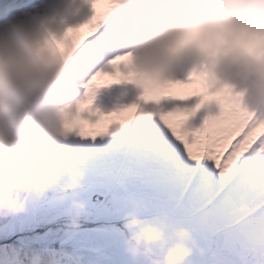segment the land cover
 <instances>
[{
    "label": "clouds",
    "instance_id": "1",
    "mask_svg": "<svg viewBox=\"0 0 264 264\" xmlns=\"http://www.w3.org/2000/svg\"><path fill=\"white\" fill-rule=\"evenodd\" d=\"M85 5L84 19L52 27L56 15L64 23ZM93 11L109 13V32L130 79L161 91H236L264 114V0H59L51 17L14 13L0 21V215L23 212L30 193L58 187L74 213L70 228L79 227L85 145L66 135L60 109L84 76L86 50L73 52L88 33L71 26ZM49 32L57 38L38 46ZM189 76L191 84L179 83ZM257 129L264 134V124L250 131ZM121 220L124 250L134 261L188 264L195 240L187 228H169L135 208Z\"/></svg>",
    "mask_w": 264,
    "mask_h": 264
},
{
    "label": "snow or ice",
    "instance_id": "2",
    "mask_svg": "<svg viewBox=\"0 0 264 264\" xmlns=\"http://www.w3.org/2000/svg\"><path fill=\"white\" fill-rule=\"evenodd\" d=\"M109 24V13L93 11L71 26H88L87 39L73 52L86 50L79 91L60 109L66 135L85 145L86 176L76 195L95 201L117 238H124L117 226L124 212L135 208L191 232L188 264H264V134L250 131L264 124V114L236 91L191 89L181 99L130 79ZM57 36L49 32L37 44L48 46ZM105 76L112 79L99 83ZM192 82V76L179 81ZM116 85L140 91L130 103L100 107L101 90ZM211 104L219 112L191 127L190 119ZM233 128L243 132L235 142L228 140Z\"/></svg>",
    "mask_w": 264,
    "mask_h": 264
},
{
    "label": "rangeland",
    "instance_id": "3",
    "mask_svg": "<svg viewBox=\"0 0 264 264\" xmlns=\"http://www.w3.org/2000/svg\"><path fill=\"white\" fill-rule=\"evenodd\" d=\"M87 15L88 8L85 5L78 13L68 14L64 23L56 15L52 25L62 29L65 24L77 23ZM78 31L81 34L88 33V26ZM111 79L105 76L98 79V82L103 84ZM139 91L134 85H116L103 89L98 95L97 104L110 109L121 103H130L136 99ZM174 94L184 99L191 94V89L182 86ZM218 112L219 107L211 104L207 115ZM205 114L203 109L199 110L190 119L189 125L199 126L207 116ZM260 131L257 129L252 135L258 137ZM234 133L236 139L243 134L239 128H233L228 134V140H232ZM48 190L40 195L30 193L25 211L13 214L10 221L4 220L3 225H0V264H142L125 252L124 238H117L109 231L110 221H97L108 219L93 207L94 200L89 201L87 197L77 195V199L84 202L85 211L79 216V227L71 229L69 222L74 213L69 211V201L61 200V194L49 193ZM80 191L81 188L76 193ZM117 226L122 230V220Z\"/></svg>",
    "mask_w": 264,
    "mask_h": 264
},
{
    "label": "bare ground",
    "instance_id": "4",
    "mask_svg": "<svg viewBox=\"0 0 264 264\" xmlns=\"http://www.w3.org/2000/svg\"><path fill=\"white\" fill-rule=\"evenodd\" d=\"M29 1L31 0H0V21H3L5 18L11 16L14 13H21L23 11L36 14L39 19L40 17H43L44 13L51 8L54 1L58 0H38L30 6L20 10V8L25 6ZM10 10L15 11L11 15L3 18V16ZM52 15H54V11L51 13V16ZM52 27L59 28V26L56 25H52Z\"/></svg>",
    "mask_w": 264,
    "mask_h": 264
},
{
    "label": "trees",
    "instance_id": "5",
    "mask_svg": "<svg viewBox=\"0 0 264 264\" xmlns=\"http://www.w3.org/2000/svg\"><path fill=\"white\" fill-rule=\"evenodd\" d=\"M48 191H49V193H53L54 192L55 194H61L58 187L51 188Z\"/></svg>",
    "mask_w": 264,
    "mask_h": 264
}]
</instances>
